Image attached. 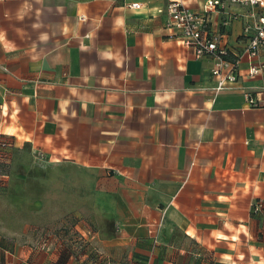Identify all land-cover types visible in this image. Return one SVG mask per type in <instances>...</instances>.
I'll list each match as a JSON object with an SVG mask.
<instances>
[{"label":"crops","instance_id":"crops-1","mask_svg":"<svg viewBox=\"0 0 264 264\" xmlns=\"http://www.w3.org/2000/svg\"><path fill=\"white\" fill-rule=\"evenodd\" d=\"M170 1L0 0L3 189L22 225L0 233V264H264V75L243 55L216 92L220 58L167 29ZM225 2L209 29L232 59L252 16ZM65 216L82 256L17 243Z\"/></svg>","mask_w":264,"mask_h":264},{"label":"built area","instance_id":"built-area-1","mask_svg":"<svg viewBox=\"0 0 264 264\" xmlns=\"http://www.w3.org/2000/svg\"><path fill=\"white\" fill-rule=\"evenodd\" d=\"M230 1L250 7V16H252L251 22H247L243 27L248 43L243 52L235 56V60L223 58V55L228 54L229 49L226 44L221 43V35H217L209 29L212 13L224 7L225 0H205L203 9L198 11L189 8L182 0H171L167 7L169 15L167 29L171 30L173 35L179 38L192 54L196 57L211 55L220 58L212 68V73L216 78V92L231 88V84L238 81V62L243 55L249 58L247 72L250 76L264 75V60H256L264 50V0ZM130 7L139 8L141 3L133 2ZM246 96L250 104L258 105L251 93H247ZM6 145H8L7 140L1 138L0 157L5 156L2 149ZM256 209H264L263 201L256 203Z\"/></svg>","mask_w":264,"mask_h":264},{"label":"rangeland","instance_id":"rangeland-1","mask_svg":"<svg viewBox=\"0 0 264 264\" xmlns=\"http://www.w3.org/2000/svg\"><path fill=\"white\" fill-rule=\"evenodd\" d=\"M6 158L8 157H0V233L2 234L10 232L12 229L20 230L22 228V225L19 223L21 222V218L18 213V199H16L17 197H13L15 199L16 207H11V202L8 200L6 192L7 189H3L6 186V176L3 177L2 175L10 170ZM77 221L78 219L75 217L68 216H65L62 219H50L38 222L32 221L29 223L31 225L29 231L25 235L21 236V238H18L17 243L20 245H29L35 249H44L53 245L52 241H62L65 246H69V244L72 243L78 253L76 256H82L83 252L81 249L87 241L81 232L76 231L75 222ZM2 239L4 240V244H6V242L7 244L16 243L14 240L4 238V235ZM42 244H44V246H42ZM92 253L94 260L98 259L97 254L102 255V253L96 248L92 251Z\"/></svg>","mask_w":264,"mask_h":264},{"label":"trees","instance_id":"trees-1","mask_svg":"<svg viewBox=\"0 0 264 264\" xmlns=\"http://www.w3.org/2000/svg\"><path fill=\"white\" fill-rule=\"evenodd\" d=\"M230 54V51L228 52V54H225V55H223V58H225V59H229V60H235L236 59V57L234 56V58H232V59H230V58H228V55ZM7 140V139H6ZM8 142V141H7ZM8 147H10V144H9V142H8V145H6V146H4V148L2 149V152H5V156L6 157H8V150H7V148ZM2 176H5V174H3ZM260 201H263V200H258V201H256V203L257 202H260ZM255 203V204H256ZM263 204H264V201H263ZM254 209H255V211L257 210V211H263V213H264V209L263 210H258V209H256V205H255V207H254ZM86 246H87V243L86 244H84L83 245V247H82V252H84L85 251V248H86ZM49 247V246H48ZM48 247H46V248H48ZM65 247H67V248H69V251H70V254L72 255V256H76V255H78V253L76 252V250H75V248L73 247V249H71V245L69 244V246H65ZM43 248V247H42ZM45 249V248H44ZM92 251L93 250H90L89 251V254H93L92 253ZM86 252V251H85ZM97 256H98V258H101V255L100 254H97Z\"/></svg>","mask_w":264,"mask_h":264}]
</instances>
